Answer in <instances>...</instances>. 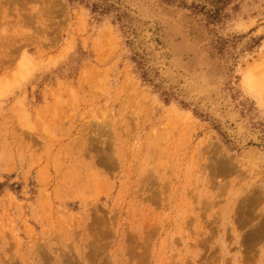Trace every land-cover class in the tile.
Wrapping results in <instances>:
<instances>
[{"label":"rangeland","instance_id":"rangeland-1","mask_svg":"<svg viewBox=\"0 0 264 264\" xmlns=\"http://www.w3.org/2000/svg\"><path fill=\"white\" fill-rule=\"evenodd\" d=\"M0 264H264V0H0Z\"/></svg>","mask_w":264,"mask_h":264},{"label":"bare ground","instance_id":"bare-ground-1","mask_svg":"<svg viewBox=\"0 0 264 264\" xmlns=\"http://www.w3.org/2000/svg\"><path fill=\"white\" fill-rule=\"evenodd\" d=\"M58 3V2H57ZM55 4V3H54ZM225 160V159H224ZM226 161V160H225ZM232 164V163H231Z\"/></svg>","mask_w":264,"mask_h":264}]
</instances>
